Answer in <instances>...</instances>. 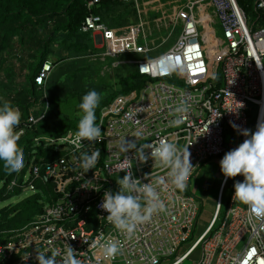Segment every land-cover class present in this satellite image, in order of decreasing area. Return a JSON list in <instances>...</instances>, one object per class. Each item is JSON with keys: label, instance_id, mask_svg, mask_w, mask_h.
I'll return each instance as SVG.
<instances>
[{"label": "built area", "instance_id": "obj_1", "mask_svg": "<svg viewBox=\"0 0 264 264\" xmlns=\"http://www.w3.org/2000/svg\"><path fill=\"white\" fill-rule=\"evenodd\" d=\"M105 1L85 3L80 32L91 35L94 49L103 50L91 55V60L109 58V71L131 65L147 81L139 90L115 96L99 110L96 122L101 136L89 148L76 147V130L56 138L34 139L36 144L44 141L45 146H53L58 155L48 162L31 157L4 188V196L39 194L42 211L21 228L5 232L8 236L0 245V264H38L36 252L50 255L57 250L60 255L56 259L61 264L66 243L78 252L81 264H153V258L156 264H182L197 251L194 264H264V219L255 217L247 206L233 205L236 181L231 184L232 203L221 214L223 195L231 179L225 182L224 176L210 222L187 249L181 248L192 236L199 213L191 190L194 173L203 162L226 153L225 133L239 134L230 122L246 129L254 110L252 132L258 122L264 121V0H244L243 5L239 0H196L186 4L176 16L181 27L174 44L153 58L148 56L154 48L146 43L151 30L141 23L125 29L110 27L96 13ZM246 3L253 10L250 20ZM214 25H220L222 39H216ZM199 28L203 29L201 35ZM126 55L133 58L122 60ZM214 61L220 65L217 71L210 69ZM51 71V63H44L34 79L38 87L45 84ZM182 101L189 106L187 119L174 126L170 122L180 115L175 108ZM44 115L30 116L28 127L39 123ZM25 125L17 128L19 138ZM239 136L243 142L245 137ZM123 138L136 139L140 144L166 139L185 156L188 154L184 149L189 146L194 168L186 190L175 189L168 169L151 159L144 163L134 160L130 165L118 150ZM82 144L87 146L88 142ZM95 150L100 156L85 172L79 167L81 153ZM127 155L132 158L133 152ZM129 172L142 184L152 182L165 205L150 221L138 225L131 237L115 229L106 219L108 213L99 207L106 190H119L114 178H123ZM112 241L119 252L108 258L99 243Z\"/></svg>", "mask_w": 264, "mask_h": 264}, {"label": "trees", "instance_id": "obj_2", "mask_svg": "<svg viewBox=\"0 0 264 264\" xmlns=\"http://www.w3.org/2000/svg\"><path fill=\"white\" fill-rule=\"evenodd\" d=\"M86 1L0 0V101H7L14 108L19 109L21 113L19 127L26 123L24 134L18 140V148L23 152L25 162L33 156L37 161L48 162L58 155L53 146H45L44 141L36 144L35 138H56L64 135L68 130H77L80 116H69L59 111L61 99L55 95V88H60L61 83L48 84V81L56 67L67 66L69 63L83 60L82 58L86 66L94 61L85 59L96 52L91 45L92 37L90 34L80 32V26L86 16ZM239 2L244 4V0ZM117 5L133 8L130 3L107 0L96 9V13L104 20L105 14ZM57 47L60 49L58 50ZM50 60H54L56 66H53ZM46 62L51 63L52 71L45 84L38 87L34 79L40 74ZM121 66L132 68L127 74L117 76L111 85L109 84L111 80L108 81L106 89L109 94L101 99L96 109V116L99 110L115 96L139 90L147 81L131 65H119L112 69V75H116V71ZM82 70L73 71L71 76L76 77ZM217 83L219 84L220 81L218 80ZM43 113H45L44 118L39 123L28 127L30 116L39 117ZM12 174L0 164V184L9 181ZM4 193L5 189H1V199L17 195L11 193L4 196ZM24 200L25 202H21L27 205L26 210L19 213V217L10 224V227H0V245L7 241L6 231L21 228L42 211V205L38 202L39 194ZM18 204L4 208L2 214L11 212Z\"/></svg>", "mask_w": 264, "mask_h": 264}, {"label": "clouds", "instance_id": "obj_3", "mask_svg": "<svg viewBox=\"0 0 264 264\" xmlns=\"http://www.w3.org/2000/svg\"><path fill=\"white\" fill-rule=\"evenodd\" d=\"M101 98L102 94L95 89L89 90L81 98L79 109L82 115L77 124L74 140L77 148L87 149L91 142L101 136V128L96 122V109ZM175 112L180 115L170 123L179 126L187 119L189 106L182 101L175 108ZM20 118L21 113L18 109L7 101H0V164H3L10 173H18L25 165L24 154L18 148L17 128ZM230 124L245 139L236 148L225 153L220 161L221 172L225 182L238 175L243 176V181H236L234 184L233 200L246 205L255 217L264 219V121L258 122L254 132L250 129H241L233 122ZM139 135L137 133V136ZM82 141H87V146H84ZM188 147L184 149V152L188 154L185 156L175 143L166 139L140 144L136 139L123 138L118 150L125 154V159L130 165L134 160L144 163L151 159L155 164L168 169L167 175L171 184L175 189L184 191L188 187V180L194 168L189 159ZM129 152H133L132 158L128 157ZM99 156V150L83 151L79 167L88 172L95 166ZM116 181L119 190L116 192L106 190L99 207L108 213L106 219L115 229L131 237L138 225L150 221L153 214L162 211L165 205L152 182L142 184L131 172L126 173L123 178L119 177ZM84 188L88 187L84 186ZM101 239L102 236L98 237L93 247ZM99 247L103 255L108 258H114L119 252V247L114 241L99 243ZM66 248L61 264H81L77 258L78 252H75L67 243ZM58 255H60L59 250L53 251L50 255L43 251L36 252V260L38 264H58L56 259ZM153 264H156L155 258H153Z\"/></svg>", "mask_w": 264, "mask_h": 264}, {"label": "rangeland", "instance_id": "obj_4", "mask_svg": "<svg viewBox=\"0 0 264 264\" xmlns=\"http://www.w3.org/2000/svg\"><path fill=\"white\" fill-rule=\"evenodd\" d=\"M246 6L247 7L245 8V11L248 19L250 20L252 19L253 10L248 3H246ZM139 15H140L139 11H136L130 6L117 5L113 7L109 13L105 14L106 19L104 20L105 23L110 27L113 28L124 27V26L133 25L132 23L134 22V20L139 18ZM176 16L177 14L174 13V17L172 16L173 18L171 20V25L165 30L161 29L159 31H155L154 28L150 27L151 33L146 38V43L150 44L151 47L154 48V50H152V52L150 53L151 55H149L148 58H153L166 52L174 44L180 31L179 27L173 28L172 26V24H178L176 23L177 20ZM213 28L216 31V39L218 40L222 39V30L220 25H214ZM198 30H199V34L201 35L203 29L199 28ZM169 35L170 37L167 40V37ZM140 43L143 44L144 41L140 40ZM93 44L94 42L91 39V45ZM208 47L210 46L208 45ZM57 49L59 50L60 48L57 47ZM95 51L98 53H102L103 50L95 49ZM213 54L214 53H211V56ZM130 58H133V56L126 55L122 57V60H128ZM82 59L84 60V58ZM85 59L91 61V57L89 56H87ZM83 60L80 59L75 63L74 62L69 63L67 66L64 65L59 68L57 67L54 68V70L51 72V76H50L51 80L49 78L48 81V84L49 82L50 83L54 82L56 84L61 83L60 88L58 87L55 88L56 89L55 95L59 96L61 99V108L59 109V111L69 116L82 115L81 110L79 108L77 109V107L81 102L82 96L86 92H88L91 89H95L96 91L102 94L101 99H103L109 94L108 93L109 91L106 89V85L108 86V81L111 80L109 82V84L111 85L112 82L117 78V76L119 77L120 75L127 74L129 70H131L132 68L129 66H121L116 71V75H112L113 74L112 71L108 70L112 61L109 58H107L104 61L97 59L95 62L92 61L93 63L87 66L85 65L86 63L85 64L83 63ZM50 62H52L53 66H56L54 60H50ZM77 69H83V70L76 77H72L71 76L72 72L76 71ZM210 69L212 71H217L218 69H220L219 63L217 61L212 62L210 64ZM255 114H256V110H254L250 114L249 124L246 129H250L251 131H253ZM225 142H226L227 152L236 148L240 143H242L239 134L231 131L225 133ZM224 155H222L220 158L209 159L208 161L203 162L200 168L194 173L191 179V190H193L192 194L198 202L199 213L197 217V223L193 228L192 236L190 237L189 240H187L185 243L181 245L182 251H184L185 249H187L188 246L191 245L195 237L203 231L205 225H207L211 220L210 216L213 211L214 203L216 202L217 199L218 187L223 178V174L220 168V161ZM114 179L115 181L117 180L116 178ZM243 179L244 178L241 175H238L235 178H231V181L227 185L225 193L223 195V199L221 203V214H223L227 206H229L232 203V198H231L232 182L243 181ZM8 182L9 181L3 183V185L0 184V189L1 188L7 189ZM27 197H28L27 193H25L21 195H14L9 198L7 197L5 199L0 198V227L2 228L10 227V224H13L15 220L19 217V213L22 212L23 210H26L27 205L22 204V202H25L24 199ZM15 204L18 205L15 206L11 212L8 211L6 214H2V210L4 208H8ZM233 205L238 206L240 208H246V205H243L238 201H234ZM219 223L220 221L217 222V226L219 225ZM237 249H239V247ZM198 253L199 251L194 253L190 259H187L182 264H194L196 262V260L194 259H197Z\"/></svg>", "mask_w": 264, "mask_h": 264}, {"label": "crops", "instance_id": "obj_5", "mask_svg": "<svg viewBox=\"0 0 264 264\" xmlns=\"http://www.w3.org/2000/svg\"><path fill=\"white\" fill-rule=\"evenodd\" d=\"M193 1L196 0H133L131 5H133V9L139 11L140 15L139 18L134 20L132 24L141 23L145 26L147 31L151 30L150 27L154 28L155 31H159L161 29L165 30L171 25V20L174 17V13L177 14L178 11L183 9L186 4ZM179 24H172V26L173 28L179 27L180 29L181 25ZM127 27L128 26L115 28L125 29ZM214 208L215 203L210 219L214 213Z\"/></svg>", "mask_w": 264, "mask_h": 264}, {"label": "bare ground", "instance_id": "obj_6", "mask_svg": "<svg viewBox=\"0 0 264 264\" xmlns=\"http://www.w3.org/2000/svg\"><path fill=\"white\" fill-rule=\"evenodd\" d=\"M5 186V185H4Z\"/></svg>", "mask_w": 264, "mask_h": 264}]
</instances>
